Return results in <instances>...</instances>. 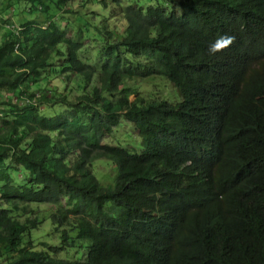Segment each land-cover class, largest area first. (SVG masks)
I'll return each instance as SVG.
<instances>
[{"label":"trees","instance_id":"obj_1","mask_svg":"<svg viewBox=\"0 0 264 264\" xmlns=\"http://www.w3.org/2000/svg\"><path fill=\"white\" fill-rule=\"evenodd\" d=\"M13 1L39 20L0 16V264H264V0Z\"/></svg>","mask_w":264,"mask_h":264},{"label":"rangeland","instance_id":"obj_2","mask_svg":"<svg viewBox=\"0 0 264 264\" xmlns=\"http://www.w3.org/2000/svg\"><path fill=\"white\" fill-rule=\"evenodd\" d=\"M82 0H78L76 2H74L72 5H70V3H68L66 5V9L67 10H71L73 12H78L80 15L86 14V18H85V22H87V20H89V22L92 25H95V22H99L100 19L99 17H104L108 14V12H104L103 10L100 9V7L98 5H96V3L94 4H90L89 5V9L85 12L82 9ZM22 4V3H21ZM21 4H16V2H12L11 4H7V0H0V16L2 17L3 20H13L16 23V28H19L21 26V24L25 23L26 20L28 21H32V20H39V17H34L31 19H27V17L25 16V14H20L17 13V9L20 7ZM9 8V13L5 14V17H3V13ZM11 11V12H10ZM95 14V15H92ZM77 18H80L78 16H75V19L72 18L70 16V21L72 22L71 26H68L67 28V36L68 37H74V38H78L81 39V43L83 45L82 50L80 51V57L81 59L86 63L89 64L91 66H93L95 69L100 68L101 66V52L100 50L103 49L105 42L98 37V33L99 30H96V28H92L93 26H91V31L90 34H94L93 36L89 37L88 33H82L81 35L78 33L79 32V28L82 27V22L77 21ZM113 22L110 21L109 25L111 26ZM110 26H108V29H110ZM55 66L58 65V60L54 63ZM60 81L57 79H53L51 83H49V86H53V85H57L60 84ZM135 82H140L142 85V90H141V94L145 95L146 93L150 94V95H155V92L153 91V87H154V83L153 81L149 80V79H144V78H140V79H136L135 81H133V83ZM61 86V84L59 85V87ZM165 89L167 91L171 90L172 87L171 86H166ZM171 97V96H170ZM135 97L131 96L130 97V101H132ZM120 132H129L130 136H135V131L134 129H131L127 126H124L123 128H121L119 130ZM119 132V133H120ZM135 146V143L133 144ZM132 145V146H133ZM130 146V147H132ZM105 164H103V163ZM96 165V169L102 173H104L103 175V181L105 184H109L111 183L109 176L107 174H109L110 172H112L111 168L114 169V171H116V169L114 167L111 166V168H109L108 165L109 162L107 160H100ZM108 163V164H107ZM97 172V171H95ZM99 176V174H98ZM34 209L37 210V213L40 214V217L42 219H47L50 216V212L53 211V208L49 205H41V206H34ZM42 228H44L45 230H51V228L49 227V224H45L42 226ZM49 232V231H48ZM38 237H41L42 234L38 233L37 234ZM45 239L42 238V241H44Z\"/></svg>","mask_w":264,"mask_h":264},{"label":"clouds","instance_id":"obj_3","mask_svg":"<svg viewBox=\"0 0 264 264\" xmlns=\"http://www.w3.org/2000/svg\"><path fill=\"white\" fill-rule=\"evenodd\" d=\"M234 39V37L227 35L218 37L214 42L209 44V54L215 55L216 53L225 50L234 42Z\"/></svg>","mask_w":264,"mask_h":264}]
</instances>
